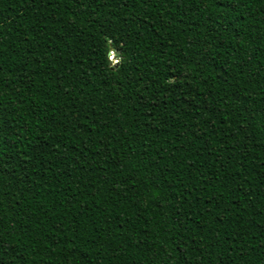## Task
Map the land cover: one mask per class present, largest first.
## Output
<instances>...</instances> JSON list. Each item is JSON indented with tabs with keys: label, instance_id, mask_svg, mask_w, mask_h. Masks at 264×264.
<instances>
[{
	"label": "trees",
	"instance_id": "16d2710c",
	"mask_svg": "<svg viewBox=\"0 0 264 264\" xmlns=\"http://www.w3.org/2000/svg\"><path fill=\"white\" fill-rule=\"evenodd\" d=\"M0 264H264V0H0Z\"/></svg>",
	"mask_w": 264,
	"mask_h": 264
},
{
	"label": "built area",
	"instance_id": "2783aa9c",
	"mask_svg": "<svg viewBox=\"0 0 264 264\" xmlns=\"http://www.w3.org/2000/svg\"><path fill=\"white\" fill-rule=\"evenodd\" d=\"M110 59L113 60L114 63H117V60L114 58V56H110Z\"/></svg>",
	"mask_w": 264,
	"mask_h": 264
},
{
	"label": "water",
	"instance_id": "95a60500",
	"mask_svg": "<svg viewBox=\"0 0 264 264\" xmlns=\"http://www.w3.org/2000/svg\"><path fill=\"white\" fill-rule=\"evenodd\" d=\"M115 64H117V63H115Z\"/></svg>",
	"mask_w": 264,
	"mask_h": 264
},
{
	"label": "rangeland",
	"instance_id": "374dc122",
	"mask_svg": "<svg viewBox=\"0 0 264 264\" xmlns=\"http://www.w3.org/2000/svg\"><path fill=\"white\" fill-rule=\"evenodd\" d=\"M112 56V55H111Z\"/></svg>",
	"mask_w": 264,
	"mask_h": 264
}]
</instances>
